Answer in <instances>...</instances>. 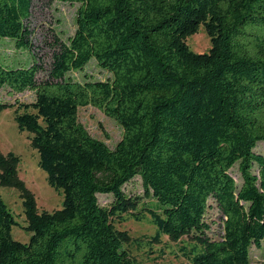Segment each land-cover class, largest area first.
Masks as SVG:
<instances>
[{
  "label": "trees",
  "instance_id": "16d2710c",
  "mask_svg": "<svg viewBox=\"0 0 264 264\" xmlns=\"http://www.w3.org/2000/svg\"><path fill=\"white\" fill-rule=\"evenodd\" d=\"M54 1L79 5L77 29L55 40L47 66L32 43L33 0H0V48L28 56L0 57V113L15 109L48 186L64 197L61 210L37 213L17 177L21 159L0 156V186L22 189L32 233L28 244L12 239L17 223L0 195V264H136L129 234L113 223L125 216L150 217L154 242L195 241L188 264H251L264 243V0ZM202 25L212 48L197 54L187 39ZM93 62L111 77L71 76ZM5 90L34 92L35 102L5 103ZM88 106L122 127L115 148L79 122ZM137 178L141 197L125 191ZM211 199L219 238L206 222Z\"/></svg>",
  "mask_w": 264,
  "mask_h": 264
},
{
  "label": "rangeland",
  "instance_id": "374dc122",
  "mask_svg": "<svg viewBox=\"0 0 264 264\" xmlns=\"http://www.w3.org/2000/svg\"><path fill=\"white\" fill-rule=\"evenodd\" d=\"M79 5H70L55 2L54 0H33L32 17L30 20L32 43L38 56L45 65H49L52 46L56 39L67 41L75 34L77 29V16ZM187 45L189 49L197 54L208 53L212 48V42L207 34L206 28L202 25L198 33L188 37ZM0 48V57L6 63L11 64L14 59H27V54H20L8 47ZM45 75L39 76L42 79ZM71 76L83 82L88 76L91 80L105 81L111 75L97 67L96 63H91L84 72L72 73ZM34 92L27 91L23 94L11 96L8 91L2 92V100L5 103L31 104L35 102ZM15 109H8L0 113V156H7L14 153L21 159L17 166L18 180L24 188L31 193L36 203V212L53 213L61 210L64 197L50 188L46 181V174L39 168V154L32 146L28 132L20 133L15 122ZM79 122L86 130L96 138L107 144L110 148H115L122 140L124 131L114 120L107 117L102 111L88 106L80 108L78 112ZM258 151L264 153V146L261 145ZM234 176L239 184L241 179L237 169ZM125 191L130 196H144V189L141 180L137 178L128 184ZM2 196L8 209L12 212L17 225L12 229V239L14 241L28 244L32 233L26 229L28 226L27 217L24 212V193L17 186H0ZM99 201L102 206H110L113 202L111 196H100ZM211 207L206 215V222L210 225V235L219 238L222 234V215L217 209L215 202L210 200ZM128 218L125 221L114 219L113 223L119 231H125L130 236V242L125 244V249L129 252L136 264H188L190 257L199 252L201 247L189 237H183L178 242L171 241L168 237H161V241L154 242L157 233L156 226L147 217L143 222H136ZM138 241V242H135ZM251 264H264V243L262 248L253 247L251 250Z\"/></svg>",
  "mask_w": 264,
  "mask_h": 264
}]
</instances>
